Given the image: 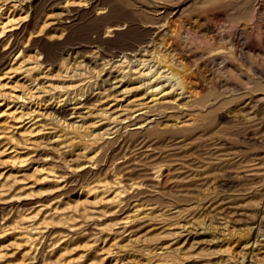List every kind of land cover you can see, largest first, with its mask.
Here are the masks:
<instances>
[{
    "label": "rangeland",
    "instance_id": "374dc122",
    "mask_svg": "<svg viewBox=\"0 0 264 264\" xmlns=\"http://www.w3.org/2000/svg\"><path fill=\"white\" fill-rule=\"evenodd\" d=\"M12 1L0 0V29L7 16L28 14L14 48L0 54V122L12 127L0 138V264H264V80L255 73L264 72V50H255L264 10L256 9L258 0H16L18 12ZM67 4L69 22L52 24L69 12ZM124 24L121 33L110 32ZM231 29L242 32L240 51L219 37ZM146 42L181 74L201 62V100L209 110L226 103L225 112L239 111V118L220 120L215 108L181 131L162 112L156 131L103 132L101 100L120 97L107 89L103 70H122L129 87L142 84L136 92L144 91L147 79H135L136 66L122 62ZM188 54L197 56L189 62ZM39 59L47 67L32 72ZM194 83H187L185 96ZM92 93L94 109L83 123L70 118L72 110L53 111ZM6 107L26 110L23 118L34 115V132L12 131L19 123ZM159 166L167 176L151 180L147 174ZM136 182L145 183L141 190L129 188ZM100 186L110 192L102 194ZM116 186L132 192L117 201Z\"/></svg>",
    "mask_w": 264,
    "mask_h": 264
},
{
    "label": "bare ground",
    "instance_id": "6f19581e",
    "mask_svg": "<svg viewBox=\"0 0 264 264\" xmlns=\"http://www.w3.org/2000/svg\"><path fill=\"white\" fill-rule=\"evenodd\" d=\"M95 2L97 0H90V2ZM13 3L11 4V6L14 7V9L16 10L18 8V4L16 3V0L12 1ZM11 3V2H10ZM68 5H65L63 7L64 10H68ZM91 5V4H90ZM10 6V7H11ZM24 6V5H22ZM93 6V5H92ZM2 7V6H1ZM20 7V6H19ZM25 8V7H24ZM21 9V8H20ZM19 9V10H20ZM71 9V8H70ZM255 9V8H254ZM256 9L257 10H264V0H258L257 4H256ZM1 10V9H0ZM23 10V9H22ZM26 11L27 10H23ZM256 10V11H257ZM17 11V10H16ZM63 11V10H62ZM10 12V11H9ZM18 12V11H17ZM64 12V11H63ZM15 13V12H14ZM254 13V12H253ZM11 14H13L11 12ZM10 14V15H11ZM28 14V13H27ZM26 14V15H27ZM252 14V13H251ZM256 14V13H255ZM26 15L24 16H20L17 18L12 15V16H7V20L5 23H3L1 25V29L2 31H0V54L2 53H8L11 49L14 48V46L17 43V36L20 35L19 33L24 29L25 27V22H26ZM262 15V14H261ZM71 17L70 15V11L66 12V14L64 16H62L61 18H58L57 20H53L54 25L56 24H64L66 22H69L68 19ZM263 18V17H262ZM262 20V19H261ZM51 21V20H50ZM3 22V21H1ZM51 23V22H50ZM50 24V25H52ZM58 26V25H57ZM124 25H115L112 26V28L110 29V32H113L115 34H119L121 33L122 29L124 28ZM0 29V30H1ZM220 30V29H219ZM231 33L226 34L223 31L219 32V37L220 38H226L228 39L229 43L233 46V48H235V50H242L244 47L242 46L241 43V37H242V32H240L239 30H230ZM33 33V32H31ZM30 33V34H31ZM35 33V32H34ZM166 33V32H165ZM109 34V33H108ZM34 35V34H33ZM261 35V33H260ZM31 36V35H30ZM218 36V35H217ZM19 37V36H18ZM248 37V36H247ZM149 42V41H148ZM143 45L141 50H138L135 54L133 53H126L123 55V62L122 63H128L131 65H134L136 67H134L135 69H132L130 66V68L133 70L132 73H134V78H141V79H147L145 82H143V84H145L147 87L145 88L144 91L142 92H136L139 90L140 86H136L137 88L134 87H129V84L125 81V76H124V72H122V70L117 72L115 69H105L106 71L103 70L104 74L106 75V80L108 83V88L107 89H113L116 91L119 99L111 97L110 99H107L108 97H105L106 99H104L105 101L101 100V104L98 108V111L102 112L105 116L101 117L98 121H99V126L100 129H104L103 132L105 130H107V133H112V132H120L123 131L124 132H129V133H133V132H150L152 130L159 129L160 128V124H161V116H162V112H165V115L168 116V120H171L172 122H170V126L173 129H179L182 128L181 131H183V128H186L188 126H191L192 124L194 125L195 121H197V118L206 113H215L216 117L220 120H224L226 119V117H231L232 118H237L240 114L238 113L239 111H237L238 109H236V113L232 114V113H227L225 112L226 106H228L226 103H222L221 104L224 106V104L226 106L225 109L224 107H222V109H219L218 106L217 107H213L212 109L210 108V110L206 107L205 102H203V97L205 96H199V94L204 90L205 91V83L202 82V80L199 79V76H201V74L203 72H201V62H197L195 63L194 60L193 62L195 63V65L191 68L187 70L186 74H181L178 71H176L173 66L168 62L169 60L165 59V57L157 50L155 49V45H153L152 42ZM249 43V42H248ZM33 44V43H32ZM155 44V43H154ZM245 47L249 50H254L253 48H251V46H249V44L245 45ZM23 51V49H21ZM20 50V51H21ZM246 50V49H245ZM255 50H259V51H263L264 50V31L262 33V38L260 37V42L258 44V46L256 47ZM178 51V50H177ZM185 52V51H184ZM200 51H198L199 53ZM203 52V51H202ZM207 52V51H205ZM18 54V53H17ZM16 54V55H17ZM19 54H22V52ZM142 55L141 57H138L139 55ZM218 54V53H217ZM15 55V56H16ZM196 55V54H195ZM195 55L193 54H188L185 55L184 57L190 62H192L193 57H195ZM21 55H18L17 57H19ZM197 56V55H196ZM214 56V55H213ZM216 56V55H215ZM214 56V57H215ZM16 57V58H17ZM181 57L182 53H181ZM220 57V56H219ZM15 58V59H16ZM21 58V57H20ZM45 59V58H44ZM199 59V58H198ZM207 59V58H206ZM209 59V58H208ZM207 59V60H208ZM17 60V59H16ZM186 60V61H187ZM197 60V59H196ZM107 61V60H106ZM222 61V60H221ZM224 61V60H223ZM47 62V61H46ZM33 63V62H32ZM45 63V60H35V63L33 64V66H30L29 69H31V71L33 72L34 69H41V67L43 66V64ZM213 64V63H210ZM30 65V63H29ZM48 65V64H46ZM123 65V64H122ZM206 65V64H205ZM222 65V64H221ZM23 66V65H22ZM27 66V65H26ZM50 66V65H49ZM124 66V65H123ZM204 66V65H203ZM207 66V65H206ZM226 66V64L224 65ZM223 66V68H224ZM45 67V66H43ZM47 67V66H46ZM45 67V68H46ZM113 67V66H112ZM115 67V66H114ZM11 68V67H10ZM106 68V66H105ZM222 68V69H223ZM6 69V68H5ZM23 69V68H22ZM24 70V69H23ZM224 70H226V68H224ZM25 71V70H24ZM203 71V70H202ZM221 71V70H220ZM131 72V71H130ZM185 72V71H184ZM227 72V71H226ZM24 73V72H23ZM255 73L257 74L256 76H258V78L263 79L264 80V72L260 71V70H255ZM30 74V73H28ZM131 75V74H130ZM204 75V74H203ZM24 76V75H22ZM206 76V75H205ZM2 77V76H1ZM192 77L196 78V80H192ZM28 78V77H27ZM205 77H203L202 79H204ZM257 79V78H256ZM105 80V81H106ZM134 80V79H133ZM206 80V78H205ZM1 81V80H0ZM194 86L193 89L189 92L188 96H185L186 93V89L188 88V82H194ZM258 81V80H257ZM260 81V80H259ZM12 82V81H11ZM106 82V83H107ZM138 82V81H137ZM2 83V82H1ZM0 83V88L2 87ZM6 83V82H4ZM127 83V84H126ZM264 83V82H263ZM3 84V83H2ZM10 84V83H9ZM137 84V83H136ZM8 85V84H7ZM6 87V86H5ZM190 87V86H189ZM192 88V87H191ZM7 89V88H6ZM12 89V87H11ZM135 89V91H134ZM180 89V91H178ZM189 89V88H188ZM141 90V89H140ZM9 91V90H8ZM11 91V90H10ZM16 91V90H15ZM203 91V93H204ZM237 91V90H235ZM1 92V91H0ZM14 92V91H11ZM207 93V92H206ZM222 93V92H221ZM224 93V92H223ZM222 93V94H223ZM263 93V92H262ZM7 94V93H6ZM97 94V93H96ZM218 96H216L217 98L220 96L219 93ZM221 94V95H222ZM29 95V94H28ZM93 93L90 94L89 96H87V98L85 99V101L76 103L75 106H69L66 105L65 107L63 106L62 108L59 107L58 105L56 107L53 106V111L57 112L60 115L66 116L68 115L69 111L72 110V117L70 116V118H75L78 117L79 121L82 122V119L84 116H88L93 112V107L92 105H90V101L92 100ZM98 95V94H97ZM211 94H209L208 96H210ZM214 95V94H212ZM102 95H100L101 97ZM207 96V97H208ZM223 96V95H222ZM259 96V95H258ZM264 96V95H263ZM4 97V96H3ZM19 99L24 101L22 105H25V103L27 101H29L28 99L25 98V94H21L18 95ZM103 97V96H102ZM206 97V96H205ZM211 97V96H210ZM216 97H214V99H216ZM232 97V96H231ZM235 97V96H234ZM96 98V96H95ZM229 99V97H223V99ZM5 99V98H4ZM208 99V98H206ZM260 100L264 99L262 97V99L259 98ZM257 99V100H258ZM18 100V101H20ZM27 100V101H25ZM213 100V99H212ZM221 100V98H220ZM231 101V99H229ZM237 100V98H236ZM259 100V101H260ZM3 100H1L0 104L3 103ZM8 101V100H7ZM17 101V103H18ZM205 101V100H204ZM216 101V100H215ZM213 101V102H215ZM218 101V100H217ZM222 101V100H221ZM258 101V102H259ZM264 101V100H262ZM32 103H34L33 101H31ZM30 102V103H31ZM93 102V101H92ZM209 102V101H208ZM234 102V101H233ZM251 102V100L249 101H243L241 105H243V107H246L249 105V103ZM261 102V101H260ZM9 103V101H8ZM15 103V102H13ZM22 103V102H21ZM20 103V104H21ZM220 103V102H219ZM228 103V102H227ZM4 104V103H3ZM2 104V105H3ZM212 104V103H210ZM219 104V107L220 105ZM231 104V102H230ZM9 105L11 106L12 104L9 103ZM16 105V104H14ZM19 105V104H18ZM17 105V106H18ZM221 105V106H222ZM8 106V104H7ZM31 106V105H30ZM97 106V105H96ZM21 107V106H20ZM23 107V106H22ZM33 107V106H32ZM52 107V106H51ZM7 108V107H6ZM4 108V110L6 109ZM27 109V107H25ZM216 108V109H215ZM19 107L17 108H7L6 112L9 117H12L13 119H18V121H16V123H19V125H16L15 130L12 129V131H14L15 133L18 132L20 136L24 137L26 132H30L33 133L34 132V125H36V120L35 116L33 115V117L30 115L28 117L23 118L25 115L29 114L25 113L23 111H19L18 110ZM24 109V108H23ZM214 109L217 110L214 112ZM83 110V111H82ZM227 110V109H226ZM230 110V109H229ZM33 111V110H32ZM82 111V112H81ZM213 111V112H212ZM234 111V110H233ZM5 112V113H6ZM31 112V111H30ZM241 112V110H240ZM71 113V112H70ZM79 113V114H78ZM210 113V114H211ZM252 113V112H251ZM6 115V116H7ZM164 115V116H165ZM264 115V114H263ZM262 117V116H261ZM22 118V119H21ZM239 118V117H238ZM29 119V120H28ZM77 119V120H78ZM201 119V118H198ZM34 120V122H33ZM73 120V119H72ZM237 120V119H235ZM26 121V122H25ZM232 121V120H230ZM0 122V138L3 136H7L8 131H11V126H8L6 123ZM13 122V121H12ZM25 122V123H24ZM75 122V121H74ZM198 122V121H197ZM196 122V124H197ZM227 122V120H226ZM237 122V121H236ZM14 123V122H13ZM24 123V124H23ZM83 123V122H82ZM86 123V121H85ZM28 124V125H27ZM11 125V124H10ZM27 125V126H26ZM38 125V123H37ZM98 126V125H97ZM197 126V125H196ZM15 127V126H13ZM122 128V129H121ZM10 129V130H8ZM43 129V128H42ZM41 130V129H40ZM114 130V131H113ZM158 131V130H157ZM173 131V130H172ZM177 131V130H175ZM180 131V130H179ZM101 132V131H100ZM17 133V134H18ZM11 134V133H10ZM14 133H12L13 136ZM114 134V133H113ZM10 136V135H9ZM11 137V136H10ZM9 137V138H10ZM3 139V138H2ZM5 139V138H4ZM109 141V140H107ZM106 141V142H107ZM105 142V141H104ZM8 148V147H7ZM6 148V149H7ZM5 149V148H4ZM14 151L13 150H10ZM13 153V152H12ZM18 153V152H16ZM92 164V163H91ZM119 164V163H118ZM87 167V166H86ZM160 167V166H159ZM48 175L50 176V174L48 173ZM58 174H54L51 176L54 179L58 180ZM151 180H155V181H161L164 180L165 177L167 176V172L166 169L164 168V166L157 168L155 170L152 169V171H150L149 174H147ZM145 176L148 178V176ZM56 177V178H55ZM146 178V179H147ZM150 178H148L150 180ZM60 179V177H59ZM145 180V179H143ZM142 180V181H143ZM61 181V180H60ZM146 181V180H145ZM99 184V183H98ZM145 183L143 182H136L133 183V185H131L129 188L130 189H137V190H141L143 188V185ZM98 186V185H96ZM99 187V186H98ZM145 187V186H144ZM100 191L102 192V194H105L108 189H106L104 186H100ZM114 188V187H113ZM113 188H111L113 190ZM96 189V188H95ZM119 188L118 186H116V189L113 190L114 194L116 196L117 201H119V199L121 200L124 199L126 196V194L128 195L130 192H132L130 189H123ZM110 190V189H109ZM98 191V190H96ZM130 191V192H129ZM99 192V191H98ZM110 192V191H109ZM107 192V193H109ZM112 192V191H111ZM126 194H123V193ZM129 192V193H127ZM97 194V193H94ZM107 195V194H106ZM100 196V195H99ZM102 197V196H101ZM104 197V196H103ZM124 197V198H123ZM128 197V196H127ZM127 199V198H126ZM257 211L259 213L262 212V207L259 205L257 207ZM54 214V213H53ZM52 214V215H53ZM140 214V213H139ZM137 214V218H140L141 215ZM55 216V214H54ZM53 217V216H52ZM51 217V218H52ZM57 217V216H56ZM131 217V216H130ZM129 217V218H130ZM55 218V217H54ZM128 219V218H127ZM133 219V218H132ZM136 219V218H135ZM130 221V219H129ZM76 222V221H74ZM135 222V221H133ZM130 224V223H129ZM128 225V222L124 223V227L126 228ZM123 227V226H122ZM130 229V228H129ZM128 229V230H129ZM124 230V229H123ZM31 239V237H29ZM26 239V238H25ZM27 241V240H26ZM252 243L250 242L248 248L249 251H247V257L248 259L251 258L252 259V251L255 252L256 246L253 248L252 247ZM162 252V251H161ZM259 255H263L264 256V241H263V247L259 250Z\"/></svg>",
    "mask_w": 264,
    "mask_h": 264
}]
</instances>
